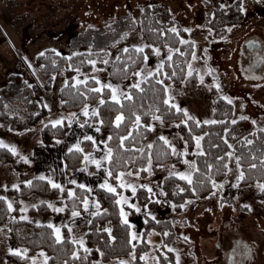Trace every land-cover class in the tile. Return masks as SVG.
<instances>
[{
    "label": "trees",
    "instance_id": "obj_1",
    "mask_svg": "<svg viewBox=\"0 0 264 264\" xmlns=\"http://www.w3.org/2000/svg\"><path fill=\"white\" fill-rule=\"evenodd\" d=\"M137 7L136 17L127 13L110 19L100 27H87L83 31L74 32L69 40V53L59 52L60 55H56L57 51L47 47L41 51L44 56H40L41 52H38L33 58V65L44 81V87L48 90H50L53 76L61 68H65L64 72L69 87L64 84L59 90V108L61 111L76 114L86 105L97 104L99 115L92 118L98 122L99 131H97L96 137L113 150V159L106 161V169L113 172V176L107 178L117 192L116 194L108 193L100 186H96L92 191L94 201L100 205L101 214L90 216L84 234V245L91 251L86 253L79 244L72 243V238L65 225L61 226V235L65 242L56 244L53 229L48 228V224L19 218L20 201L30 195H40L47 199L29 206L28 212L30 214H50L53 211L50 209L49 201L54 200L64 209L62 213L65 216L73 211L82 212L84 198L91 195L86 187L82 189L78 184L64 183L61 185L63 189L61 191V189L52 188L47 179L41 181L35 177L29 180L32 181V186H29L27 181L19 183L16 187H0V197L4 198L0 200V224L9 214L7 228L10 239L18 246L19 250L27 249V253L23 257L13 255L11 252L5 253V264H30L32 257L40 251L49 258L47 264H118L119 261L128 257H130V264H153L154 260L156 262L158 260L159 264H168V261L174 264L172 257H166L168 254L164 253L167 251L163 243H146L147 234L155 231L162 235L168 229V225L165 224L168 219L154 216L148 213V210L158 206L161 200L171 204V206L173 205L174 209L177 210L185 199L201 198L211 193L215 188L212 181L218 185L226 177L228 170V168L218 165L215 158L224 156L223 163L228 164V157L225 156L227 152H234L235 155L247 157L241 164L240 171L244 172L245 179L240 183H264V167L260 166L261 160H264V132H261L260 129L264 127H250L240 130L239 123L241 120L234 119L233 104H228L223 96L216 95L213 87H211L213 93L211 120L223 121V123L204 124L203 121H200V127H196L194 122L190 120L187 123H182L186 119L183 112H177L175 108L163 103L166 99V92L163 89L168 84L173 86L184 84L186 88L192 89L200 82V77L195 70L192 71L191 76L187 74L193 42L187 37V31L184 28L174 20L164 18V10L161 4L142 3ZM133 20L136 23H132ZM225 23H230V21ZM148 27L154 28L156 32L163 31L164 35L156 36L154 33L143 31ZM170 28H176L177 33L167 31ZM135 29L139 30L145 45H151V47H145L143 53H135V47L127 46L130 51L125 53L123 51L125 47H120V43ZM125 33L127 36L121 39ZM180 40L187 43L181 44ZM114 46H118L119 50L108 66V77L115 83L126 78L131 79L132 84L128 87V94L133 96V100L122 99L121 104L118 105L111 101L110 90L108 89L101 93L87 91V89L97 87L96 81L90 79L89 76L86 77L89 78L87 84L78 85L79 92L83 93V95H78L77 89L70 87L71 84L75 83L73 79L75 68L78 67L85 75H89L95 67L105 65L103 61L107 60L110 48ZM160 48L173 49L172 60L168 61L166 57L163 60L164 67L162 69H157L152 76H146L147 83L141 84V88L144 89L143 92L133 89L131 86L137 83L134 74L144 62L143 57L153 56L155 49ZM175 49H179V52H176ZM73 53L79 54L73 56ZM89 53L91 54L89 55ZM67 57H72V59L69 60ZM116 57H120V59L117 60ZM89 59L96 61L95 66L87 62ZM82 61L83 63H81ZM69 65L72 67L70 68ZM161 80L163 81L162 84L157 83ZM36 91V84H28L19 74L12 72L7 75L5 83L0 88V126L2 128L21 131L37 125L48 111L40 100L35 98ZM101 99L106 101L104 105H99ZM118 114H123L125 117V121L119 128L115 126V117ZM154 115L159 116L161 122L176 126L184 140V149L179 152L184 153L183 155H173L169 146L165 145L158 137H155L151 142L153 148L148 149L145 140L151 134V130H149L150 121ZM136 116H140V126L134 125ZM79 117L81 116L79 115ZM62 120V125L56 128H53L51 123L44 124L39 130V140L42 143H51L64 139L70 130L71 122L67 117H63ZM233 120L236 121L235 124L232 123ZM129 132L132 133V138L125 140L124 147L121 148L120 138L127 136ZM195 136L204 137L200 142L201 149L205 153L203 156L196 155L198 149L193 139ZM109 137L112 139L110 140ZM246 139L252 140L253 144H246ZM92 145V141L82 139L79 144L80 148L83 149L82 152L73 151L70 153L68 150L64 152L62 161L63 170L66 174L74 173L80 167L84 156L91 150ZM228 145H232V147L229 148ZM141 148L144 150L143 153L138 151ZM149 157H151V165H149ZM186 159H192L196 168L199 169V172H192V185H189L187 181L180 180L178 176H170V174L164 176L160 180L162 191L160 200L155 199L153 194L143 185L137 187L134 197L142 207L144 220L140 239L129 244L131 227L122 224L120 205L116 204L120 188L117 185L116 176L129 169L137 173L139 178H144L148 173V171H144L146 168L150 167V171L155 172L168 163L175 166ZM253 162L258 167L250 170V164ZM7 163H12L18 171L27 166L26 162L15 160V154L8 148H0V169ZM207 164L213 165L211 172L206 167ZM209 175H211V180L207 179ZM181 188L184 189L183 192L180 191ZM69 191L74 193L71 198L68 196ZM257 195L264 200V192L260 189H258ZM8 197L12 199L11 211L8 209ZM127 209L128 215L135 213L134 208L127 207ZM129 224L131 225L130 222ZM104 228L112 230V236L115 237V240L109 239L108 233L103 231ZM132 244L136 245L137 259L135 260H132L129 255L133 251ZM144 251L146 253L153 252L147 261L139 259ZM73 252H77L81 258L73 259ZM101 252L104 255H101Z\"/></svg>",
    "mask_w": 264,
    "mask_h": 264
},
{
    "label": "rangeland",
    "instance_id": "obj_2",
    "mask_svg": "<svg viewBox=\"0 0 264 264\" xmlns=\"http://www.w3.org/2000/svg\"><path fill=\"white\" fill-rule=\"evenodd\" d=\"M150 2L162 5L165 19L174 20L182 28L190 29L187 31V37L193 42V51L187 74L190 70H195L199 77L203 76L204 81L213 87L216 95L228 97L233 101L234 119L247 117L244 120L240 119V130L264 127V0H242L245 11L239 10L241 0H0V88L5 83L7 75L15 72L28 84H36L35 98L43 105H47L45 108L48 111L37 125L25 130H8L0 126V142L9 148H15L18 158L15 156V160L21 159L19 157L24 147L32 149L36 143L41 144L39 130L44 124L63 117L71 121L73 117V113H65L59 108V90L66 82L65 68H61L53 76L48 90L33 65L34 55L47 47L60 53H69L70 37L77 30L100 27L110 19L127 13L136 17L137 6ZM229 28L232 30L228 31ZM249 41L257 42L258 48L248 50L246 43ZM144 45L138 29L133 30L120 43V47ZM117 49L118 46L110 48L108 64L95 67L89 75L80 70L82 75H78L74 71L73 77L84 79L95 76L100 81L97 87L110 83L120 91L128 93V87L132 84L131 79L126 78L115 83L107 74L108 66L115 58ZM168 50L169 48H160L159 55L155 51L147 61L144 60L135 71L141 72V76H135L136 82L148 76L149 72H155L161 60L169 54ZM193 54L196 59H193ZM258 60L260 63L255 66ZM209 69L214 70L212 75L206 74ZM214 82L219 83V90L214 87ZM166 88L169 96H175L181 88L186 87L184 84L175 86L168 84ZM109 95L111 97L110 91ZM173 102L178 105L176 99ZM149 140L150 135L146 138L145 144H151L152 141ZM38 161H41L39 157ZM38 161L31 162L28 170L25 167L20 171L16 170L12 163L4 165L0 169V187H14L39 176L60 183L47 174H38V167L33 166L40 164ZM185 161L189 163L183 161L175 166L168 163L162 172L160 170L163 167L155 172L148 171L144 178H139L137 173L126 169L123 171L126 174L123 181L135 189L139 185H146L147 190L152 189L150 193L153 197L160 200L161 178L173 170L177 173L191 171L189 165L193 160ZM57 166L56 160L48 163L51 171L57 170ZM239 171L235 157H228L227 175L218 183L223 187H215L211 193L201 198H187L181 202L183 207L180 205L177 210L173 205L161 200L158 206L148 210V213L168 219L165 222L168 229L164 233L169 234L159 235L152 231L147 234L145 240L151 244L163 243L167 251L164 253L168 254L166 257H172L174 264L177 256L179 264H230L227 262L229 252L234 253L231 264H264V200L257 195L259 189L257 182L242 184L239 181V186L233 187L237 184L236 177ZM129 172L132 175H128ZM117 185L119 186V181ZM120 196L128 198V204H119L120 211L123 209L128 214L127 207L134 208L135 213L128 215L127 219L131 223V232H136L140 239L144 220L142 207L135 199L132 188L120 187L117 199ZM43 200L47 199L40 195H30L21 200L19 218L26 216L27 220L52 224L61 230L66 219L62 211H54V208H62L54 200L49 201L50 209L53 211L50 214L28 212L29 206ZM189 201L191 203H188ZM7 203H12L11 197L7 198ZM94 203L88 201V206H93ZM137 208L140 211H136ZM8 217L9 214L0 224V264H5L4 256L10 249L19 250L9 237ZM67 224L66 228L72 229L69 232L70 237L84 241L86 228L83 227L81 230L78 224L69 225V222ZM168 248L174 251L169 252ZM41 253L43 252L40 251L33 256L30 264H42L45 255L42 256ZM152 254L151 251L147 253L144 251L142 256L150 257ZM123 260L130 262V257ZM153 264H157L156 260ZM168 264L171 263L168 261Z\"/></svg>",
    "mask_w": 264,
    "mask_h": 264
},
{
    "label": "snow or ice",
    "instance_id": "obj_3",
    "mask_svg": "<svg viewBox=\"0 0 264 264\" xmlns=\"http://www.w3.org/2000/svg\"><path fill=\"white\" fill-rule=\"evenodd\" d=\"M221 7H223V5H221ZM239 10H240V11H245V9H244V7H243L242 0H241V6H240V9H239ZM141 11H144V9H141ZM132 23H136V21L133 20ZM231 30H232L231 28L228 29V31H231ZM143 31L154 33L156 36L164 35V32H163V31L156 32V30H155L154 28H152V27L145 28ZM167 31H169V32H171V33H174V34L177 33V29H176V28H170V29H168ZM185 31H190V29H185ZM126 36H127V33H125L124 36L121 37V39H124ZM180 43H181V44H184V43H187V42L184 41V40H180ZM249 43H250V45H251L252 47H256V43H257V42H255V41H250ZM145 47H151V45H145V46H138V47H135V48H134V51H135V53H143ZM117 50H119V49H117ZM53 51H55V50H53ZM102 51H103V50H102ZM123 51H124L125 53H128V52L130 51V49L127 48V47H125V48L123 49ZM155 51H156V54H157V55L160 54L159 49H155ZM175 51H176V52H179V49H175ZM168 52H169V54L167 55V60H168V61H171V60H172V55H171V53L173 52V49H169ZM78 54H79V53H73V56L78 55ZM90 54H91V53H89V55H90ZM180 54L183 55V53H180ZM56 55H60V53L57 52ZM40 56H44V53L41 52V53H40ZM67 59L71 60L72 57H67ZM116 59L119 60L120 57H116ZM143 59H144L145 61H147V60L149 59V57H148V56H144ZM193 59H196L195 54H193ZM87 62H88L89 64L93 65V66H95V64H96V61L91 60V59H89ZM54 63H55V62H54ZM81 63H83V61H82ZM103 63H104V64H108L109 61H108V60H104ZM133 63H135V61H133ZM69 67L71 68L72 66L69 65ZM163 67H164V61H163V59H162V60H161V63L158 65V69H162ZM189 68L191 69V65H189ZM75 71L77 72L78 75H82V74L80 73L78 67L75 68ZM213 71H214V70L209 69L208 72H207L206 74H207V75H212ZM134 75H135V76H141V72H137V73H135ZM152 75H153L152 72H149V73H148V76H152ZM173 75H175V73H173ZM188 75H189V76L192 75V70L189 71ZM73 79L75 80V83L71 84L70 87H71V88H76V89H77V94H78V95H83V93H80V92H79L78 85H81V84H87V81H88L89 78L77 79L76 77H73ZM90 79L95 80L97 84H100V81H99L95 76L90 77ZM214 80H215V78H214ZM200 82H201V84L204 83V77H203V76H200ZM142 83H147V77H143V79H142L141 81H138L136 84H133L131 87H132L133 89H136V90L140 91V92H143L144 89L141 88V84H142ZM157 83L162 84L163 81H162V80H161V81H157ZM65 84H66V87H69V84H68L67 81L65 82ZM29 86H31V85H29ZM214 87H216V88L219 90V89H220V85H219V83H215V82H214ZM105 89L110 90V92H111V97H110V99H111V101H112L113 103H115V104H118V105L121 104V100H122V99H123V100H126V101H132V100H133V96H132V95H129V94L126 93V92L120 91L118 87H114V86H113L112 84H110V83H105V84H103L101 87H95V88L87 89V91H89V92H93V93H101V92H103ZM163 90H164V92H167V91H168L167 88H164ZM170 99H171V98H169V99H165V100L163 101V103H164L165 105H169L171 108H175L177 112H181V111H183V114H184V116H185L186 119H185V121H182V123H187V121L190 120V121H193V122H194V124H195L196 127H200V123H201L200 121L196 120L195 117L189 115L188 112H187L186 110H183V109L179 108V107H178L177 105H175V104H170ZM223 99L227 100V103H228V104H232V103H233V101H232L230 98H228V97H223ZM62 103H64V102L62 101ZM105 103H106V101H105L104 99H101V100L99 101V105H104ZM44 107H47V105H44ZM89 114H91L92 116H98V115H99V112H98L97 110L93 109V110H91V113H89V108H88V106L86 105V106L84 107V109H83V115L88 116ZM75 115H76L75 113L72 114L73 117H75ZM153 119H154V120H159L160 117L154 115V116H153ZM240 119L244 120V119H247V117H241ZM124 121H125V117H124L123 114H119V115H117V116L115 117V126H116L117 128H119V127L121 126V124H122ZM50 123H51V125H52L53 128H56V127L62 125L63 120H62V119H57V120L50 121ZM101 123H103V121H101ZM203 123H204V124H215V123H223V121L205 120V121H203ZM232 123L235 124L236 121L233 120ZM253 123H255V121H253ZM134 125H135V126H140V116H136V118H135V122H134ZM81 127H84V125H81ZM149 130H151V128H149ZM97 131H99V128H97ZM260 131H261V132H264V128H261ZM205 135H207V133H205ZM253 135H254V134H253ZM130 138H132V133H131V132H129V134H128L127 136H123V137H121V138H120V140H121L120 147L123 148V147H124V141H125V140H128V139H130ZM84 139H85V140H89V141H93V144H95V141L93 140L92 136H87V135H86V136H84ZM109 139L111 140L112 137H109ZM159 139H160L161 141H163V143H164L165 145H168L169 147H171L170 141H168L165 137L161 136V137H159ZM193 139L195 140V142H196V148L198 149V151L196 152V155H200V156L205 155L204 151L201 149V146H200V142H201V140L204 139V137H203V136H195V137H193ZM245 142H246V144H248V145H252V144H253V141H252V140H247V139H246ZM57 143H60V141H57ZM225 143H227V141H225ZM147 147H148V149H152V148H153V145H152V144H149V145H147ZM228 147L231 148L232 145H228ZM0 148H8V150L11 151V152H13L14 154H15V151H16L15 148H9L8 145H6V144H4V143H2V142H0ZM68 151H69L70 153L73 152V151L79 153V152H82L83 149L80 148L79 143H77V144L74 145L73 147L69 148ZM138 151H140L141 153H143L144 150L141 148V149H139ZM258 151H259V150H258ZM172 154H173V155H183L184 153H177V152H176V149L173 147V148H172ZM225 156H227V157H233V156H235V164H236V167H237L238 170L241 168V164H242V162L245 161V160L247 159V157H245V156H242V155H235L234 152H227V153H225ZM224 158H225L224 156H220V157H216L215 159L217 160V164H218V165H221L223 168H228V164L223 163ZM22 159H24V158L22 157ZM104 159L107 160V161H112V159H113V150H112L111 148H108V149H107V152L105 153ZM253 159H255V157H253ZM84 160L87 161V162L95 163L96 166H97V168H100V167H101V161H100V160L92 159L91 154L85 155V156H84ZM184 163H189V162H188V161H184ZM149 165H151V157H149ZM260 166L264 167V160H261V162H260ZM189 167H190L191 171H189V172H187V173H185V172H179V173H177L176 171L173 170V171L170 172V176H178V178H179L180 180L187 181V183H188L189 185H192V184H193L192 172H199V169L196 168L195 162H191L190 165H189ZM206 167L209 169V172H211V169L213 168V165H212V164H207ZM257 167H258V165H257L256 163H254V162L250 164V170H251V169H256ZM105 171L107 172V175H108L109 177L113 176V172H112V171H109V170H107V169H105ZM144 171H150V167L144 169ZM127 174H128V175H132L131 172H129V173H127ZM124 175H125V173H120L119 175L116 176L117 181H119V186H120V187H130V188H132L133 195H135V191H136L135 187H133V186L130 185V184H126V183L123 181V176H124ZM38 179L41 180V181H44V180L47 179V182H48L49 184H51V187H52V188H54V189H61V191H63V189L61 188V185H60V184H57V183H54L50 178H47V177H45V176H39ZM207 179H208V180H211V175H209V176L207 177ZM236 179H237V184H236V185H233V187H238V186H239V181H242V180L245 179L244 172H243V171H239V175L236 177ZM27 183H28L29 186H32V181H28ZM73 183H74V181H73ZM201 183H203V181H201ZM212 185H213V187H223V185H216L215 181H212ZM14 187H16V186H14ZM79 187L83 189L85 186L81 184V185H79ZM100 187H101L102 189H105L108 193H111V194H116V192H117L116 188L113 187L111 184H109L107 180H106L103 184H101ZM144 187H147V186L145 185ZM257 187H258L262 192H264V183H259V184H257ZM148 191L151 192L152 189H151V188H148ZM180 191L183 192L184 189L181 188ZM193 191H195V188H193ZM68 196L71 198V197L74 196V193L71 192V191H69V192H68ZM3 199H4L3 197H0V200H3ZM188 203H191V201H189ZM83 204H84V209H85V211H88V200H87V198H84V200H83ZM116 204H118V205H119V204H128V198L123 197V196H120V197L116 200ZM49 206L51 207V205H49ZM93 206L96 208V211H95V212H90L89 214H90V215H93V216H98V215H100L101 213H100V205H99V203H94ZM132 207H135V206L132 205ZM181 207H183V205H181ZM245 207H247V206L245 205ZM8 209H9V211L12 210V204H11V203L8 204ZM26 210H27V209H21V211H26ZM54 211H64V209H63V208H54ZM136 211H140V209L137 208ZM79 215H80V213H79L78 211H73V212H72V216H73V217H78ZM120 215H121V217H122V224H124L125 226H128V227L130 228L131 225L129 224V221H128V219H127L128 214L125 213V212L123 211V209H121V211H120ZM21 219L26 220L27 217H26V216H21ZM89 223H91V221H89ZM47 227L53 229V234H54V236H55V243H56V244H61V243L65 242V241H64V237L61 235V230H60L59 227H54V225H52V224H48ZM65 227H67V226L65 225ZM68 231L71 232L72 229L69 228ZM103 231L106 232V233H108V237H109V239H111V240H115V237L112 236V230H111L110 228H104ZM164 235L167 236L168 233L165 232ZM129 236H130V239H129V241H128L129 244H131L132 241H137V240L139 239L138 234H137L136 232H130V233H129ZM185 239H187V237H185ZM72 243H74V244H79V246H80V247L84 250V252H86V253L91 251L90 249H88L87 247H85L83 239H79V240H77L75 237H73V239H72ZM146 243H151V242H150V241H146ZM135 247H136V245H135V244H132V249H133V251L129 254V255L131 256V259H132V260L137 259L136 254H135ZM167 250H168L169 252L174 251V249H172V248H168ZM9 251H10L13 255L22 256V257H23L24 255H26V253H27V249H24V250H14V251H13L12 249H10ZM97 251H99V249H97ZM40 255L43 256L44 254L41 253ZM101 255H104V253L101 252ZM72 258H73V259H80L81 257L78 255L77 252H73V254H72ZM84 258L86 259L87 257H84ZM48 259H49L48 257H45V259H44V264H47ZM139 259H140V260L147 261L148 257H147V256H139ZM118 264H130V262H129V261L121 260V261L118 262ZM157 264H159V261H158V260H157ZM176 264H179V256L176 257Z\"/></svg>",
    "mask_w": 264,
    "mask_h": 264
},
{
    "label": "crops",
    "instance_id": "obj_4",
    "mask_svg": "<svg viewBox=\"0 0 264 264\" xmlns=\"http://www.w3.org/2000/svg\"><path fill=\"white\" fill-rule=\"evenodd\" d=\"M166 95L167 99L171 98V104H174L173 100L176 99V102L178 103L177 106L183 110H186L189 115L195 117L196 119H200V121L212 119L213 96L211 92V85L208 82L204 81L203 84L200 82L192 89L181 88V91L175 96H169L168 93ZM88 108L89 113H91V110H97V104L89 105ZM83 109L84 108L77 112L75 117H72L70 121V130L64 139L59 140L60 143H57L56 141L51 143L41 142V144L36 143L32 149H26L24 147V151L20 149L21 157L19 158H21L20 160L27 163L26 170H28L31 167L30 163L35 162L36 160L38 161L39 157L41 161L38 162H40L41 165H33L35 168L38 167V174H47L53 180H56V182H60L57 183L60 185L67 182L73 183V181L74 184L84 185L91 193L88 201H92V203H94L95 201L92 195L93 189L96 186H100L102 182H105L106 180L108 181V175L105 171L107 160L104 159L108 147L104 144V142L98 140L96 137L98 122L92 119L93 116L91 114L88 116L83 115ZM79 115L81 117H79ZM78 117L81 118V120H79ZM81 125H84V127H81ZM150 128L151 134L149 142H151L155 137L159 138L163 136L168 141H170L171 147L169 148L171 152L173 147L176 149L177 153L184 149V140L174 124H167L161 122L160 120L152 119L150 121ZM86 135L92 136L93 140L95 141V144L92 145L91 150L86 155L91 154L92 159L100 160L101 167L97 168L95 163L87 162L83 159L80 167L74 173L66 174L63 170L62 161L64 152L77 143L80 144V141L84 139V136ZM15 156L17 158L16 154ZM22 157L24 159H22ZM55 160L58 164L57 170L51 171L50 168H48V163H51L52 161L54 162ZM165 167H167V164L163 166L160 171H165ZM125 176L126 174L124 177ZM94 210H96L94 206H88V211L83 209L82 212H79L80 215L78 217H73L72 213H70L68 216H63L66 219V226H68L67 222H69V225L78 224L77 226H81V230L83 227L86 228L87 222L91 216L89 213L94 212ZM65 223L62 224L65 225Z\"/></svg>",
    "mask_w": 264,
    "mask_h": 264
},
{
    "label": "water",
    "instance_id": "obj_5",
    "mask_svg": "<svg viewBox=\"0 0 264 264\" xmlns=\"http://www.w3.org/2000/svg\"><path fill=\"white\" fill-rule=\"evenodd\" d=\"M249 42H250V41H249ZM249 42L246 43V48H247L248 50H253V49L258 48V44H257V43H256V47H252V46L250 45ZM259 63H260V60H258V61L256 62L255 66H258ZM233 260H234V253H233V252H229V254H228V256H227V262L231 264V263L233 262Z\"/></svg>",
    "mask_w": 264,
    "mask_h": 264
}]
</instances>
